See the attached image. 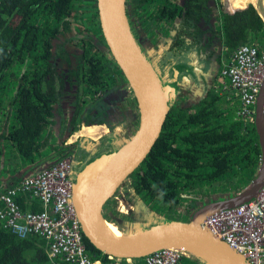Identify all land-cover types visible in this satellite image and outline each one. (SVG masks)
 <instances>
[{
	"label": "trees",
	"instance_id": "trees-1",
	"mask_svg": "<svg viewBox=\"0 0 264 264\" xmlns=\"http://www.w3.org/2000/svg\"><path fill=\"white\" fill-rule=\"evenodd\" d=\"M85 2L97 10L96 0H0V113L11 124L7 131L0 129V142L8 139L19 158L39 159L46 147L53 148L50 156L55 161L71 155L72 150L66 145L56 147L50 143L56 122L59 135L68 128L75 130L81 122L109 127V132L97 142L101 146L88 159L85 152L79 155L77 149L76 160L84 159L76 165L78 169L88 160L123 145L135 130V99L134 104H128L134 118L120 125L125 117L121 85L127 84L105 45L100 26L97 37L79 27L76 10ZM126 8L138 43L158 71L167 80L176 73L184 85L182 78L192 75L194 86L190 89L198 92L192 96L188 88L183 94L180 90L171 103L157 140L125 184L130 185L126 190L129 201L148 213L161 207L169 211L178 205H189V201L181 202L184 191L189 194L193 190L194 196L201 189H223L233 185L228 182L233 176L234 182L240 175H250L251 181L261 159L255 126L244 124L237 107L232 108L229 99L214 86L197 88L200 81L193 75L196 71L191 56L203 62L197 65L204 73L213 53V40L218 34L213 26H218V20L226 56L253 38L264 47V20L253 2L126 0ZM215 10L216 22L211 21ZM169 30L173 34H168ZM160 31L162 34H158ZM143 37L153 47H143ZM202 44L208 47L203 55L197 49ZM66 99H71L73 105L67 119L56 116ZM82 149L88 151L90 145ZM3 155L0 146V158ZM17 201L23 210H41L39 202L27 195ZM114 201L107 202L105 218L129 230L133 214L119 213L111 206ZM84 241L91 256L108 261V256L85 237ZM0 264H48L45 243L37 235L21 238L0 225ZM178 264L200 263L183 257Z\"/></svg>",
	"mask_w": 264,
	"mask_h": 264
},
{
	"label": "water",
	"instance_id": "water-1",
	"mask_svg": "<svg viewBox=\"0 0 264 264\" xmlns=\"http://www.w3.org/2000/svg\"><path fill=\"white\" fill-rule=\"evenodd\" d=\"M96 3L105 45L135 99L138 119L133 134L123 145L132 142L120 156L116 154L123 145H116L110 151L88 160L81 169L74 164L72 199L83 236L102 254L121 260H141L156 251L172 248L200 264H251L245 256L204 228L202 222L215 211L234 208L251 200L264 184V79L254 108V126L261 159L251 181L235 194L214 198L191 210L189 221H157L141 229H136V225L125 230L128 239L124 240L112 239L105 231L101 218H105L107 202L121 196L123 185L157 140L170 105L176 99L177 86H181L183 94L186 84L177 80L176 73L167 80L147 58L132 31L126 0H96ZM191 64L196 71L193 75L200 81L197 88H200L203 79L207 82L205 73L201 72L197 60L194 59ZM191 77L184 76L182 81L194 86V82H190ZM157 216H153V219L156 220Z\"/></svg>",
	"mask_w": 264,
	"mask_h": 264
},
{
	"label": "built area",
	"instance_id": "built-area-1",
	"mask_svg": "<svg viewBox=\"0 0 264 264\" xmlns=\"http://www.w3.org/2000/svg\"><path fill=\"white\" fill-rule=\"evenodd\" d=\"M217 73L215 86L222 91L234 89L241 102L238 117L244 124H254L255 101L264 79V47L252 41L239 45ZM227 98L231 101L229 95ZM73 169L71 155H65L0 190V225L21 238L40 237L45 243L48 264H178L187 257L172 248L136 261L108 257L104 262L91 256L73 204ZM26 195L39 202L40 211L20 208L17 199ZM121 197L125 198L124 192ZM116 198L120 203L121 198ZM202 226L251 264H264V184L246 203L206 216Z\"/></svg>",
	"mask_w": 264,
	"mask_h": 264
},
{
	"label": "rangeland",
	"instance_id": "rangeland-1",
	"mask_svg": "<svg viewBox=\"0 0 264 264\" xmlns=\"http://www.w3.org/2000/svg\"><path fill=\"white\" fill-rule=\"evenodd\" d=\"M248 1L253 2V4L256 7V9L264 17L263 0H262V2H261V0H248ZM76 11H77L76 18L77 19H80V22H81L79 27H83V28L88 27L89 26V23L86 22V20L84 19L85 18L84 13H85V15L87 14L86 11L83 10V8H80V9H78ZM217 23H218V26H220L219 20H218ZM252 42H256L257 44H260L261 43V41L258 40V39H256V38H253L252 39ZM212 47H213V45H212ZM221 49H222V54H223L222 57H221L222 58V61H219L218 60V57H216V56H211V58L209 59V62L208 63L211 65V62L213 61L212 63L214 65H216L217 68L215 70H213L209 66V68L207 70H205L204 73H205V78H206L207 82L204 81V79H203V84L201 83V85H199L201 89H203L204 87H208V86L209 87L214 86V81H217L218 80V73H217V71H218L219 68L222 67V63L227 61L228 56H229V55L228 56L224 55V48H221ZM194 59L197 60L196 57ZM214 73H217V76ZM214 76H216V79H215ZM190 82H192V80ZM192 87H193V84L186 83V88L189 89V91L191 92L190 94L193 96V94L196 95L198 92L196 91L195 88H194V90H191L190 88H192ZM214 87L218 90V92H220V89L218 87H216V86H214ZM225 93H226V98L229 95V97L231 99V101L229 100L230 106H232V108H234V107H237L238 108L240 106V103L241 102L238 99L237 95L235 94V90L234 89H228L227 91H225ZM82 125L84 126V123ZM82 125L79 126V127L77 126V130H75V132L73 133L74 135L71 136V139L76 138L77 137L76 135H78V133H82V131H81ZM102 128H103L102 126L99 127V129H102ZM96 135L97 134H95V135H84L83 137H77V141H79L80 144H83V142L85 141L89 145H91V144H93L92 143L93 140L89 139L87 136H93L94 137ZM90 138H92V137H90ZM77 141H74V142H77ZM100 144L101 143L98 144V147L101 146ZM74 146H75V143H74ZM71 150H72L71 158L73 159V165H74L76 163L74 161L76 160L75 159V156L77 154V149L76 148H74V149L71 148ZM78 154H79V151H78ZM88 157H90V156L88 155ZM42 159L43 158H40L36 162V166H34L31 169L30 168L27 169L28 170V174L27 175H30L34 171L36 172V171H40V170L43 169V168H41L42 167V162H43ZM4 162H5V160H4ZM6 163H8V162H5V164ZM52 163H49V164H47L44 167H47V166H49ZM10 165H12V164H10ZM10 165L7 167V170L9 169ZM77 169H78V166H77ZM0 174L3 175V176H5L8 173L5 170L1 171V169H0ZM27 175H24L23 177H25ZM249 177H250V175H247L245 177H242L240 175V177L237 180H236V177H235V181L236 182H234V176H233L228 181L229 183L233 182V185L230 184V185H228V187L226 186L223 189H220L219 187H216V188H214V191L213 190H211V191L209 190V192H211V193L208 196H211L209 198L214 199V198H217V197H221V196L228 195L229 193L235 194L236 192L240 191V188L242 186H244L245 183H248L249 182V180H248ZM0 182L3 183V184L0 183L1 187H4L6 185L8 186L9 184H12L13 183V177L8 176V178H6L5 180L4 179H0ZM126 182H129V180H127ZM125 184H124V186L121 189V192H124L125 193V200L123 198H121V196H119L121 199L124 200V201H120V199H119V201L121 203L120 204L118 202V200H116L117 198H114L115 201L111 203V206H113L115 208V210H117L119 213L128 214V215L129 214L130 215L133 214L132 215L134 217V219H132L133 224L132 225H128L129 229H132L136 225H138V226H136V229L147 228V227L150 226L149 225L150 223L157 222V221H171L173 219H174V221H181V222L189 221V216H190L189 215L190 214L189 213V209H190V206H194L198 202L201 203V204H204L205 203V198L203 196H201V192H199L200 194L199 193L198 194L195 193L194 196H193V190L188 191L190 195L188 193L186 194V192L184 191L182 193L181 202L189 201V205H178V206H176L175 208H172L169 211H167V210H165L164 208L161 207V208H159L157 210H152L151 212L148 213V212L145 211V209L141 205L136 204V203L133 204V203H131L129 201V197H127L126 190H128L130 188V185L129 184L125 185ZM189 198H192V199L189 200ZM117 207H119V209H117ZM120 208L122 209L121 211H120ZM150 213L153 214V215H150ZM156 214H158V216H157V218L155 220V218L153 219V216H156ZM118 219H120V218H118ZM121 229H124V228H121Z\"/></svg>",
	"mask_w": 264,
	"mask_h": 264
},
{
	"label": "flooded vegetation",
	"instance_id": "flooded-vegetation-1",
	"mask_svg": "<svg viewBox=\"0 0 264 264\" xmlns=\"http://www.w3.org/2000/svg\"><path fill=\"white\" fill-rule=\"evenodd\" d=\"M215 5H216V3H215ZM214 5V6H215ZM79 7V8H78ZM77 8L78 9H80V8H83V10H85L86 11V15H85V13H84V16H85V20H86V22H88L89 23V26L88 27H86V28H84L85 29V31H86V33H89V34H93L95 37H97L99 34H100V32H99V30H98V25H99V20H98V16H97V14H96V12H97V10L95 9V7H93L91 4H88L87 2H85L83 5H81V6H78ZM211 16H212V20L211 21H217V19H218V15H217V12H216V10L214 11V12H212V14H211ZM89 19V20H88ZM220 21L221 20H219V23H220ZM133 25V24H132ZM132 27V26H131ZM213 27H215L213 30H215L218 34H216V37L214 38L215 40H213V47H212V56H216V57H218V60L219 61H222V49L221 48H224V51H225V46H224V44L222 43V39H220L221 37L219 36V31H220V26H213ZM135 29H136V27H135ZM208 34H209V32H208ZM208 34H204V35H208ZM173 36V35H172ZM172 36L170 37V38H172ZM146 38L145 37H143L142 38V45H143V47L145 46H148V47H153V43H149L148 41H146L145 40ZM165 41V40H164ZM138 43V42H137ZM140 45V44H139ZM260 46H263V45H260ZM140 47L142 48V46L140 45ZM143 49V48H142ZM198 49V53L199 54H201L202 53V51L204 52H206L207 51V49H208V47L207 46H204V44H202V46L200 47H198L197 48ZM204 52V53H205ZM202 55H203V53H202ZM196 56H191V58H192V60L195 58ZM229 57V56H228ZM196 59H197V57H196ZM213 62V61H212ZM211 62V65L208 63L207 64V67H206V69L207 68H209V66L213 69V70H215L216 68H217V66L216 65H214L213 63ZM197 63H199V64H201V65H203V62H201V61H199V60H197ZM58 65H60V64H58ZM27 66V65H26ZM202 67V66H201ZM202 69V68H201ZM220 69V68H219ZM218 69V70H219ZM218 72V71H217ZM214 74H216V76H217V73H214ZM216 84V83H215ZM215 84H214V86H215ZM121 87L123 88L122 89V92H123V94H124V97L125 98H123V106H124V108H125V110H124V115H125V117H124V120H122L121 122H120V125H122V126H124L125 125V123H127V121L129 120V119H132V118H134V113L133 112H131L130 111V109H129V107H128V104H134V101H133V96H132V94L130 93V91H129V89H128V87L125 85V84H122L121 85ZM125 89V90H124ZM180 88H178V91H176V93L179 95V93H180ZM121 95H122V93H121ZM97 102V100H95L94 101V103H96ZM73 108V105L71 104V99H66L64 102H62V104H61V112L60 113H58V114H56V116H59L60 117V115H62V116H64L66 119L68 118V114L67 113H69V112H72V109ZM12 112V111H11ZM2 113L3 112H1L0 113V129L1 130H4L5 129V131H7V127L9 126V125H11L10 124V119H8L7 117H2ZM11 114V113H10ZM55 116V117H56ZM129 118V119H128ZM85 124V122H81V123H79V124H77L76 126H81L82 124ZM129 123V122H128ZM101 124H104V123H101ZM54 126H55V124H54ZM53 126V127H54ZM75 130H77V127H76V129ZM75 130L73 129V130H70L69 128L67 129V130H64V132H63V136H65L64 137V139L62 140V137H61V144H64V145H66V147H69L70 149L71 148H74V146H72V145H74V143H75V148L76 149H78V151L79 152H85L86 153V155H84V157H86V159H88V155H90L91 153H93V152H95V150L98 148V145L96 144L97 142H93V144L92 145H90V149L87 151H85V150H83L82 148H84V147H87V146H89V144L87 143V142H83V144H80V142L79 141H77V140H70V138H71V136L73 135V133L75 132ZM74 141H77V142H74ZM0 146L4 149V158L3 157H1L0 158V160L1 159H4L5 160V162H8V163H6V166H9L10 164H11V159L13 158V155H12V153H8L7 152V149H10V148H12V145L10 144V141L8 140V139H3L1 142H0ZM82 146V147H81ZM3 151V150H2ZM7 153V157L5 156V154ZM79 155H80V153H79ZM76 159V158H75ZM84 159H82V160H75L74 162H76V165H79L80 163H82V161H83ZM11 170L10 169H8L7 170V172H9L10 173V175L9 176H11V172H10ZM1 176V175H0ZM240 182V181H239ZM216 188V187H215ZM211 191V190H210ZM213 191H214V189H213ZM201 192L203 193V194H201V196H203L204 198H205V202H207L208 200L209 201H212V198H209V197H211V196H208V195H210V193L211 192H209V189L208 190H205V189H201ZM207 193V194H206ZM120 201H124L123 199H120ZM200 204L201 203H197L196 205H194V206H190V209H189V213L191 212V210H193V208L192 207H199L200 206ZM196 208V209H197Z\"/></svg>",
	"mask_w": 264,
	"mask_h": 264
},
{
	"label": "crops",
	"instance_id": "crops-1",
	"mask_svg": "<svg viewBox=\"0 0 264 264\" xmlns=\"http://www.w3.org/2000/svg\"><path fill=\"white\" fill-rule=\"evenodd\" d=\"M155 5V4H154ZM154 5L153 6H150L149 7V9H148V13L147 14H149L150 12H151V10H152V8L154 7ZM260 13V12H259ZM260 15L262 16V14L260 13ZM262 19L264 20V17L262 16ZM173 30H169L168 31V34H173ZM158 34H162V31H160V32H158ZM158 37H161V36H158ZM162 38V37H161ZM161 40H163V38L161 39ZM160 40V41H161ZM167 40H169V38H167L165 41H167ZM219 94H221L222 96H224V97H226V93H225V91H222V90H220V92H219ZM55 119H57V117H55ZM85 125V124H84ZM99 126H102L103 128L102 129H97L96 130V132H95V134H97L96 136H87L89 139H91V140H93V141H96V142H98V140H101V139H103V137L109 132V127L106 125V124H100ZM105 127V128H104ZM53 129L51 130V139H50V143H52L53 145H55L56 147H59V146H61L62 144H61V136H62V134L61 135H59L60 133H59V130H58V128H59V123L58 122H56L55 123V126L54 127H52ZM82 129L81 130H83V125H82V127H81ZM105 130V131H104ZM94 134V135H95ZM74 135V134H73ZM72 135V136H73ZM84 135H86V134H83V133H78V135H76L77 137H83ZM64 137L65 136H63L62 137V140L64 139ZM77 137L76 138H73V139H71L70 138V140H77ZM90 137H92V138H90ZM49 143V144H50ZM92 145V144H91ZM53 150V148H49V147H46V148H44V149H42V151H43V154L39 157V159L40 158H43L42 160H43V162H42V167L41 168H43L44 166H46L47 164H49V163H52V162H54L55 161V158H52L51 156H50V152ZM7 152L8 153H12V155H13V158L10 160L11 161V164L12 165H10V167H9V169L11 170L10 172H11V176L10 177H13V184L15 183V182H17V181H19L24 175H27L28 174V170L27 169H31V168H33L34 166H36V162L39 160V159H33L32 161H29L28 159H22V158H19V157H17L16 155H17V152H16V150L12 147V148H10V149H7ZM5 156L7 157V153L5 154ZM50 156V157H49ZM1 157H3L4 158V155L3 156H1ZM0 162H1V165H0V169H1V171H3V170H5L6 172H7V167L8 166H6V164H5V162H4V159H1L0 160ZM40 168V169H41ZM8 174L7 175H5V176H3V175H1V177H0V179H6V178H8V176L10 175V173L9 172H7ZM1 183V182H0ZM1 184H3V183H1ZM7 186V185H6ZM6 186H4V187H1V185H0V188H5Z\"/></svg>",
	"mask_w": 264,
	"mask_h": 264
},
{
	"label": "bare ground",
	"instance_id": "bare-ground-1",
	"mask_svg": "<svg viewBox=\"0 0 264 264\" xmlns=\"http://www.w3.org/2000/svg\"><path fill=\"white\" fill-rule=\"evenodd\" d=\"M262 2V0H261ZM100 124L97 123H91V124H85L83 126L82 133L86 135H94L96 130L101 127ZM105 131V130H104ZM132 141H129L127 144L121 146V148L118 150V153L116 156H120L131 144ZM101 223L105 229V231L108 233V235L115 240H124L128 239V233L127 231H124V229L119 228L114 222L109 221L105 218H101ZM157 223V222H152Z\"/></svg>",
	"mask_w": 264,
	"mask_h": 264
},
{
	"label": "clouds",
	"instance_id": "clouds-1",
	"mask_svg": "<svg viewBox=\"0 0 264 264\" xmlns=\"http://www.w3.org/2000/svg\"><path fill=\"white\" fill-rule=\"evenodd\" d=\"M9 185H10V184H9ZM9 185H8V186H9ZM2 189H3V188H2ZM2 189H1V190H2Z\"/></svg>",
	"mask_w": 264,
	"mask_h": 264
}]
</instances>
